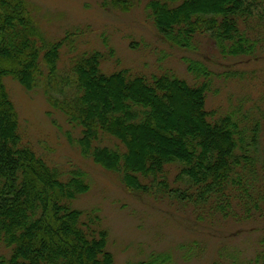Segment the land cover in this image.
I'll use <instances>...</instances> for the list:
<instances>
[{"label":"trees","instance_id":"trees-1","mask_svg":"<svg viewBox=\"0 0 264 264\" xmlns=\"http://www.w3.org/2000/svg\"><path fill=\"white\" fill-rule=\"evenodd\" d=\"M136 2L101 0V6L129 11ZM146 8L166 44L194 55L182 57L192 83L171 71L106 73L107 55L99 50L72 57L70 71L60 75L62 49L73 44V33L49 40L30 0H0V245L10 252L0 264H116L98 210L75 206L90 190L88 174L65 172L34 149L5 77L27 90L43 86L80 130L82 154L119 174L129 190L190 204L197 220L264 216V152L258 149L264 109L245 110L243 103L221 113L208 109V94L223 74L195 57L204 39L224 59L264 55V0H149ZM106 138L117 144H104ZM261 247L256 262L264 264V240ZM126 264H171V257L153 254Z\"/></svg>","mask_w":264,"mask_h":264},{"label":"rangeland","instance_id":"rangeland-1","mask_svg":"<svg viewBox=\"0 0 264 264\" xmlns=\"http://www.w3.org/2000/svg\"><path fill=\"white\" fill-rule=\"evenodd\" d=\"M30 1L37 9L36 17L47 39L56 40L69 31L74 35L73 44L62 49L60 75L70 71L72 57L99 50L107 55L103 63L106 73L125 68L146 75L171 71L193 82L182 57L194 55L161 39L148 16L149 0H138L129 11L103 8L101 0ZM210 44L204 39L202 52L195 56L205 58L216 75L223 74L216 76L208 94V109L221 113L229 110L232 103H243L245 110L264 109V55L249 61L224 59ZM228 72L229 77L224 75ZM4 82L21 129L34 149L65 172L81 168L88 174L90 190L75 201V206L98 210L109 231L108 248L116 264L146 260L153 254L169 255L171 264H261L256 262V256L264 240V216L197 220L190 204L157 192L141 194L129 190L119 174L82 154L76 141L80 130L50 103L43 86L27 90L12 77H5ZM56 91L53 87L54 94ZM103 143L114 146L117 141L106 138ZM258 149L263 154L264 136ZM177 173L175 167L170 169L172 188L178 186ZM9 255V250L0 245V256Z\"/></svg>","mask_w":264,"mask_h":264}]
</instances>
